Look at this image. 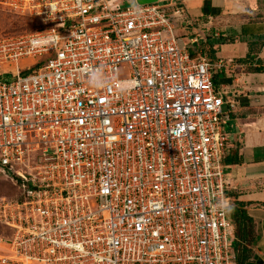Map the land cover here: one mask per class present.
Returning <instances> with one entry per match:
<instances>
[{
    "label": "built area",
    "instance_id": "1",
    "mask_svg": "<svg viewBox=\"0 0 264 264\" xmlns=\"http://www.w3.org/2000/svg\"><path fill=\"white\" fill-rule=\"evenodd\" d=\"M127 1L0 0L42 26L0 37V264H235L221 65L184 6Z\"/></svg>",
    "mask_w": 264,
    "mask_h": 264
},
{
    "label": "crops",
    "instance_id": "2",
    "mask_svg": "<svg viewBox=\"0 0 264 264\" xmlns=\"http://www.w3.org/2000/svg\"><path fill=\"white\" fill-rule=\"evenodd\" d=\"M171 0H165L168 3ZM184 6L195 36L190 43L214 51L219 90L225 95L229 142L224 156L227 193L254 220L256 238L247 264H264V19L257 3L174 0ZM184 27V28H185ZM224 163V162H223Z\"/></svg>",
    "mask_w": 264,
    "mask_h": 264
},
{
    "label": "rangeland",
    "instance_id": "3",
    "mask_svg": "<svg viewBox=\"0 0 264 264\" xmlns=\"http://www.w3.org/2000/svg\"><path fill=\"white\" fill-rule=\"evenodd\" d=\"M161 4H164L165 0H159ZM173 1V3L179 4L178 1ZM239 2H249L251 0H238ZM257 3L258 10L256 11V16L264 19V0H253ZM135 0H129L124 4V7L132 6L135 4ZM170 2V1H169ZM181 4V3H180ZM183 5V4H182ZM171 12V8L168 9ZM42 26L39 21L31 18L29 15L19 14L14 12L9 8H5L4 6L0 5V37L5 35H16V34H23L27 32H32L40 29ZM185 25L178 24V29L184 28ZM186 46H190L194 48L193 45H188L187 42H184ZM37 63V59H27L22 60L19 64V67L22 72L30 69L33 65ZM1 72H5L8 74L7 77L3 78L6 81L11 80V77L16 76V66L9 65L7 67L1 68ZM8 200H16L23 198V189L16 184V181L12 179L9 174L0 171V204L2 199ZM12 231H10L11 233ZM3 233V229L0 225V235ZM11 235V234H10ZM9 237V236H8ZM4 238V237H1Z\"/></svg>",
    "mask_w": 264,
    "mask_h": 264
},
{
    "label": "trees",
    "instance_id": "4",
    "mask_svg": "<svg viewBox=\"0 0 264 264\" xmlns=\"http://www.w3.org/2000/svg\"><path fill=\"white\" fill-rule=\"evenodd\" d=\"M177 34L181 44L187 42L188 45H192L190 43V40L195 35L191 33V30L189 28L186 27L181 29L177 28ZM187 47H189L193 55H197V52L200 51L198 47L197 48L195 47L191 48L190 46ZM205 52L209 60L214 62V57H213L214 51L211 48H206ZM255 70L263 71L264 69H255ZM218 79H219L218 73H216L214 75V83L217 89L219 88L220 85ZM224 160L223 162L225 164ZM0 171L4 172L1 168V165H0ZM4 173L9 174V176H11L14 181H16V184L19 185V187H22V181L17 176L11 175L10 173H8V171ZM23 196H24V191H23ZM230 205L232 206V211L229 212V217L232 222L233 230H234L233 237L231 238V244L234 253L236 255L235 264H247L252 258V254H253L251 247L256 238L255 223L254 220L249 216L248 212L245 210V207L242 203L232 202L230 200ZM0 225L3 229V233L0 235V237L10 236V230L5 226H3L1 223Z\"/></svg>",
    "mask_w": 264,
    "mask_h": 264
},
{
    "label": "clouds",
    "instance_id": "5",
    "mask_svg": "<svg viewBox=\"0 0 264 264\" xmlns=\"http://www.w3.org/2000/svg\"><path fill=\"white\" fill-rule=\"evenodd\" d=\"M89 83L92 86H97V87L100 86V84L102 83L100 74L98 72H93L90 75ZM219 206L223 207L226 211H229V212L232 211V206L226 204L224 201H221Z\"/></svg>",
    "mask_w": 264,
    "mask_h": 264
},
{
    "label": "water",
    "instance_id": "6",
    "mask_svg": "<svg viewBox=\"0 0 264 264\" xmlns=\"http://www.w3.org/2000/svg\"><path fill=\"white\" fill-rule=\"evenodd\" d=\"M139 4H153L159 2V0H136ZM257 264H263L262 260H258Z\"/></svg>",
    "mask_w": 264,
    "mask_h": 264
}]
</instances>
